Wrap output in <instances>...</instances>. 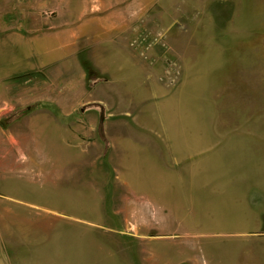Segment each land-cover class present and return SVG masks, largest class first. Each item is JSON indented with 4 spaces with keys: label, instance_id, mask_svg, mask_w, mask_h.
<instances>
[{
    "label": "rangeland",
    "instance_id": "rangeland-1",
    "mask_svg": "<svg viewBox=\"0 0 264 264\" xmlns=\"http://www.w3.org/2000/svg\"><path fill=\"white\" fill-rule=\"evenodd\" d=\"M0 264H264V0H0Z\"/></svg>",
    "mask_w": 264,
    "mask_h": 264
},
{
    "label": "water",
    "instance_id": "water-1",
    "mask_svg": "<svg viewBox=\"0 0 264 264\" xmlns=\"http://www.w3.org/2000/svg\"><path fill=\"white\" fill-rule=\"evenodd\" d=\"M1 124L4 126V123L3 122Z\"/></svg>",
    "mask_w": 264,
    "mask_h": 264
},
{
    "label": "trees",
    "instance_id": "trees-1",
    "mask_svg": "<svg viewBox=\"0 0 264 264\" xmlns=\"http://www.w3.org/2000/svg\"><path fill=\"white\" fill-rule=\"evenodd\" d=\"M21 77V75H19Z\"/></svg>",
    "mask_w": 264,
    "mask_h": 264
}]
</instances>
